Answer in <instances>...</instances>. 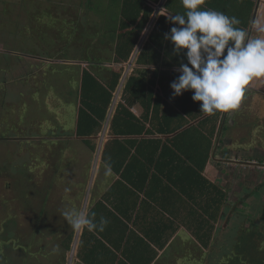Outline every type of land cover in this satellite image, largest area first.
I'll return each mask as SVG.
<instances>
[{"label":"rangeland","instance_id":"374dc122","mask_svg":"<svg viewBox=\"0 0 264 264\" xmlns=\"http://www.w3.org/2000/svg\"><path fill=\"white\" fill-rule=\"evenodd\" d=\"M90 2L94 11L86 8L88 0H0V70L10 72L7 76L0 73V264L74 263L70 262L71 249H66L65 241L70 233L76 236L77 230L66 221L62 211L82 210L86 199L89 209L94 198L88 191L87 173H92L97 151L92 152L82 141L57 140L58 122L50 118L70 106L71 114L66 119L71 122L74 118L75 126L76 108L72 101H63H75L74 85L79 86L78 70L71 81L70 61H84L83 56L87 51V55L92 53L90 49L94 45H98L94 56L101 53L104 57L108 49L111 56L112 48L106 49L105 32L119 20L118 5L113 0ZM48 5H51L48 10L55 13H44L43 8ZM51 18L53 22H49ZM27 51L37 54L36 62L29 64L24 59L23 53L28 54ZM259 80L264 85V79ZM263 92L264 86L261 94L247 92L241 104L243 120L238 122L240 117H237L235 126L227 122L229 131L225 134L241 146L235 149L236 155L261 162L257 167L234 168L229 186L234 190L236 212L241 214L238 199L247 192L253 195L257 189L260 193L245 200L251 206L245 216H234L235 236L226 235L225 240V235H220L217 242L212 241L204 248V253L190 249L192 256L185 259L186 264L196 259L194 254L198 264H218L232 251L231 245L237 241L242 227L244 236L248 227L262 229ZM59 97L63 98L62 103L58 102ZM248 107L251 113L245 112ZM32 126L41 132L30 134ZM43 127L45 136L41 135ZM35 136L48 141L33 140ZM220 225L224 226V222Z\"/></svg>","mask_w":264,"mask_h":264},{"label":"crops","instance_id":"0c3cea01","mask_svg":"<svg viewBox=\"0 0 264 264\" xmlns=\"http://www.w3.org/2000/svg\"><path fill=\"white\" fill-rule=\"evenodd\" d=\"M166 1L167 0H161L157 4H151L152 7H154V13L150 19V22L141 33L140 39L133 49L128 61L121 64L114 61L113 48L115 42L110 44V47L112 48V51L110 52L111 56H108L109 49L106 46V49H108V53H105L104 60L101 61V64L103 66L113 67L114 70L122 69L120 83L116 91L114 92V98L108 109L107 118L103 124V127L97 136H92L89 138L93 141H96V148L94 150L90 148L89 149L92 152L97 151L96 160L94 161V165L91 171L92 173L89 174V171L87 173L89 179L88 191L89 194L91 193L94 199L91 201L89 209L87 207L88 201L86 199L85 203L83 204L84 206L82 210H84L85 212H94L97 222L101 217H104L108 220V224L103 231L107 238L102 235L103 233L100 234L98 231L93 232L100 238L101 245L102 243H104V246H101V250L99 249L100 252L94 254V257H96V259L100 258L102 259V261L104 258L109 256L110 253L111 255H116L118 258L123 257L125 252L127 254L135 255L136 252L133 251L134 247L137 243H140L141 250L145 248L144 252L148 253L151 256L155 255L156 258L151 264H184L185 259L189 260V257L192 256V250L190 249L194 248V251L196 250L200 253H204V248L209 247L212 241L217 242L220 235H225L223 239L226 240V235H228V237H231L233 235L235 236L236 234V228L234 224L235 217L233 215V212L230 211L231 205L234 204L235 195L234 190L232 191V189L230 188L231 186H229V182H231L232 178L234 177L235 167L245 169L252 166L247 165L246 163H241L251 161H249L248 159H242L243 157L240 154L236 155L235 151H233L232 153L229 152L228 144L226 143L227 141H231L230 139H227L225 135L226 132L229 131V128H227V122L229 120L228 118L229 115H234L235 110L229 112H221L220 123L217 127L218 130L212 138V149L205 169L201 173L202 176L205 177L211 184L216 185L217 188L226 193L225 200L223 201V204L221 206V210L218 212L217 204H215V206H213L210 211L211 214H214L216 216V220L211 221L213 229L211 231V239L208 241L207 246L203 247V245L200 243V240L193 234L192 224L190 226V224L188 225V222L186 221L189 211L193 209L192 206L195 207L197 201V203H201L203 200V198L200 197L202 184L199 177L197 176V174L187 169L188 166L194 165V162L190 157L178 151L183 160V162L177 164L178 168L174 171H164L163 173L160 172L161 174H155L157 175V177H154L153 175L156 171H151L148 175V178L146 179L143 188H135L133 186L135 183L140 182L139 177L146 176L142 175V172H140V170H137L136 168L141 164L135 165L132 171L121 169L120 172H117L112 168V166L110 168L105 167L106 162L103 160V152L109 140L116 138L122 141L124 147L122 148V152L119 155V158H123L124 160L125 156L128 155L127 162H129L132 159L133 155L138 154L139 146L142 142L135 141V143L133 144L132 141H130L131 138H135L138 140H142L144 138L159 139L161 140V145L163 146L168 141H174V138L188 127L198 125L201 120L211 115L205 113L195 120H190V118H187L186 120L190 121L185 125V120H183L182 122H184V125L181 128L178 127H180V124L182 122H172L171 117H168V124L170 126L169 128L172 132L166 134L165 132H157L161 131L159 128L161 124H166V117L165 119L161 120L162 122H157L160 117L157 116L158 119L153 118V112L151 110L148 115V121H146L145 124L146 130L152 129L153 132L147 133L146 131H144L142 134L125 136H115L110 133L111 121L116 111L117 105L122 99L123 90L128 78L133 75L138 68H142V70L148 69L149 72H153L156 68V66L152 64H139L138 57L144 49V46L150 40V34L153 31L155 23L157 22L159 17L162 14L166 15L168 18L169 15H174L164 7ZM223 1L225 3V6L218 9V11L225 13L229 17H237L241 21L238 27L246 29L250 37L256 38L264 36V31H261V29H264V0ZM251 1H253L254 6L252 9V13L250 14ZM88 2L89 4L86 5V8L93 9L94 4H92L90 0H88ZM114 3L118 5L117 9L120 13L122 0H115ZM171 7L180 14H184L186 11L182 5V0H171ZM201 7L202 9H208L207 3H204V5H202ZM94 10L95 8L92 11ZM164 48L171 49L170 54L173 56H178V59L180 60L184 55H177L176 53H174L173 45L170 41H166L164 43ZM23 55L24 59H26L27 62H30L29 64L34 63L36 62L35 60H37V54L35 53L28 52V54L23 53ZM107 58L111 59L112 61L106 60ZM179 64L180 63L173 65L172 69L175 71H179ZM88 65L89 63L87 60L70 61L69 66L73 67V69H71L69 72L71 81H73L72 78L76 75L74 74V71L78 70L79 72V80H76L77 82H79L78 87H80L81 75L83 73V70L85 68H88ZM3 72L5 74H3L4 76H7L8 73H10L6 72L5 70H0V73ZM263 86L264 85L262 84L261 80L254 79L248 86L247 92L251 93L252 91H255V93L261 94V91H263ZM59 98L60 101L58 102L62 103L63 101H72L74 106L79 105L78 99H75L74 101L72 99L65 100L61 97ZM61 99H63V101H61ZM69 109H71L70 106L65 110V112L63 111L61 113L55 114L50 118L51 120L55 119L58 122L59 127L57 135H59L60 138H57V140L67 141V143L76 140L82 141L85 145H87L84 142V139H88V137L86 138L78 136L76 132L79 111L76 108V122L74 126V118L73 120H71V122L67 121V119H69L67 116L71 114L69 112ZM132 111L137 116L145 113L144 108L140 105H136L135 107H133ZM159 113L160 116L163 115V107L159 109ZM72 115H74V111L72 112ZM168 115L170 116V114ZM153 119L155 120V122L152 123ZM224 120L226 121V123H224L223 125ZM42 129L43 133L41 135L45 136V128L43 127ZM26 131L27 133L29 132V130ZM32 132H41V129L36 130L34 126H32L29 133L31 134ZM37 137L38 136L33 137V140L42 139L41 141H48L45 137ZM17 139L20 140V138ZM180 147L186 148L185 143L180 144ZM242 148L244 149V146ZM98 161L99 167L97 169ZM141 162L144 163V159H141ZM222 221L224 222V226L220 225ZM242 228L245 229L244 227ZM250 228L248 227L247 229L249 230ZM83 232L84 229L77 230L76 232L78 243L75 248V255L71 260L72 262L70 261L71 263L74 262L73 264H86L79 256V243L82 238ZM76 236L74 237L76 238ZM75 238L73 240L70 251H72L74 247ZM261 240V246L264 247V238H261ZM142 241L148 242L151 247L147 248V245H145ZM235 242L231 245V247H233L231 249L232 251L227 252L226 254L232 253L234 251ZM181 253L182 256H177V254L179 255ZM194 257L196 258L194 259V263L197 264L196 254H194Z\"/></svg>","mask_w":264,"mask_h":264},{"label":"trees","instance_id":"16d2710c","mask_svg":"<svg viewBox=\"0 0 264 264\" xmlns=\"http://www.w3.org/2000/svg\"><path fill=\"white\" fill-rule=\"evenodd\" d=\"M160 1L122 0L119 20L115 26L105 32L106 46L109 48L110 44L115 42L113 58L116 63L121 64L129 60L133 49L140 39L141 33L150 22L154 13V7L151 4H157ZM205 3L208 5L207 10L218 11V9L225 6L223 0H207V2L205 0ZM51 5L45 6L44 10L42 9L44 13H55L54 10H48ZM253 6L254 3L251 1L250 14L252 13ZM164 7L174 15L180 14L171 7V0H167ZM42 14L41 19L44 18ZM50 21L53 22V18L49 19ZM174 26L178 25L172 24L164 14L155 23L153 31L150 34V40L138 57V63L144 65L152 64L156 68L153 72H149L148 69L142 70V68H138L128 78L123 90L122 99L118 103L111 121L110 133L112 135L125 136L142 134L144 131L147 133L153 132L152 129L146 130L145 124L148 121V115L151 110L153 118L160 117L159 119L157 118V122L166 117V124H161L159 127L161 131H157L159 133L165 132L166 134L172 132L169 128L168 117H171V121L176 123L185 120L186 125L190 120H195L205 114L201 112L200 105L202 102L193 101V91H185L180 96H173V89H171L170 85L178 78L180 72L173 70L172 66L177 63H187L184 55L180 60L178 56L170 54L171 49L164 48V43L170 41L165 39V34L170 33V29ZM99 45L102 46L101 44ZM96 46L98 45L91 47L92 53L89 52L87 55V51L83 56L82 59L87 60L89 65L88 68L83 70L79 89L75 88L74 85L76 99L79 100V105L74 106L79 111L76 132L78 136L88 137V139H84V142L92 150L96 148V141L89 138L97 136L102 129L107 118L108 109L114 98V92L122 76V69L114 70L113 67L101 64V61L104 60L101 53L94 56L97 53ZM85 48L83 47V50ZM184 51L186 52L187 50ZM182 54L184 53L180 55ZM106 60L112 61L109 58ZM136 105L143 107L145 113L137 116L132 111V108ZM161 107H163V115L160 116L159 109ZM220 116L221 112L219 111L209 115L201 120L198 125L188 127L179 133L174 138V141H168L163 146L159 139L144 138L138 140L131 138L130 141L133 144L135 141L142 142L139 146L138 154L133 155L129 162H127L128 155L125 156L124 160L123 158H119L124 147L120 139L109 140L103 152V160L110 163L112 168L117 172H120L121 169L132 171L135 165L141 164L136 168L142 172V175L146 176L139 177L140 182L133 185L135 188H143L148 175L153 170L156 171L153 174L154 177H157L155 174H161L160 172L176 170L178 168L177 164L183 162L178 151L190 157L194 165L188 166L187 169L199 177L202 184L200 197L203 200L201 203H197V201L195 207L192 206L193 209L189 211L186 221L188 225L190 224L191 226L192 224L193 234L200 240L203 247L207 246L208 241L211 239V231L213 229L211 221L216 220V216L211 214L210 211L217 204V211L219 212L226 196V193L217 188L216 185L211 184L201 174L205 169L212 149V138L218 130ZM187 118H190V120H186ZM153 122H155L154 119L152 120ZM183 125L184 122L178 128H181ZM182 143H185L186 148L180 147ZM141 159H144V163L141 162ZM260 226L262 227L261 230H257L258 227L257 229L251 227L249 230L246 228L247 236L241 234L245 230L242 228L240 236L237 237V241L235 242L234 251L226 254L225 257L223 256L218 264H264V247L261 246V238H264V219ZM98 232L100 234L103 233V231ZM102 235L107 238L105 233ZM73 236L74 233H70L68 241H65L67 250L71 249ZM142 242L147 245V248L151 247L148 242ZM101 246H104V243L101 245L100 238L93 232L84 229L79 243L80 258L86 264H151L156 258L155 255L151 256L144 252L145 248L141 250L140 243H137L133 250L136 252L135 255L125 252L123 257L118 258L116 255H111L110 253L102 261V259L94 257V254L100 252ZM191 262L189 264L194 263V261Z\"/></svg>","mask_w":264,"mask_h":264},{"label":"clouds","instance_id":"9594fccd","mask_svg":"<svg viewBox=\"0 0 264 264\" xmlns=\"http://www.w3.org/2000/svg\"><path fill=\"white\" fill-rule=\"evenodd\" d=\"M204 3L182 0L185 13L169 15V21L178 26L165 39L172 43L174 53H184L187 60L180 64V75L170 87L173 96L193 91V101L202 102L201 112L206 114L237 110L250 83L264 79V36L250 37L238 27L237 17L202 9ZM105 167L110 168V163ZM62 215L75 230L102 232L108 224L104 217L97 222L94 212L74 208L64 209Z\"/></svg>","mask_w":264,"mask_h":264},{"label":"flooded vegetation","instance_id":"af4514ba","mask_svg":"<svg viewBox=\"0 0 264 264\" xmlns=\"http://www.w3.org/2000/svg\"><path fill=\"white\" fill-rule=\"evenodd\" d=\"M245 112H250V107H248V108H246V110H245ZM251 113V112H250ZM243 116H244V111H243V105L242 106H240L237 110H235L234 111V115L232 114V115H229V120H228V123H229V125H237V117H240L239 118V120H238V122H241L242 120H243ZM224 123H226V121L224 120L223 121V125H224ZM244 123H246V122H244ZM227 128H228V125H227ZM233 141H236V140H232V141H227L226 143L228 144V148H229V152H233V151H235V149H237V148H239V147H241V146H238L237 144H235ZM249 160V159H248ZM249 161H251L252 162V160H249ZM254 162V161H253ZM254 163H256L255 165H250V166H252V167H257V166H259V165H261V162H254ZM230 183V182H229ZM225 184V183H224ZM260 186L261 185H259V188H260ZM263 186H264V184H263ZM258 190V189H257ZM257 190H255L254 192H253V195H255L256 193H258V195H259V193H260V189L257 191ZM257 191V192H256ZM249 195V196H248ZM251 195H252V193H249V192H247L246 193V196L244 195V197L248 200V198L249 197H251ZM252 195V196H253ZM244 197H242L241 199H238V200H240V202H241V207H238V211H239V213H241V214H238L237 212H236V202L234 201V204H232L231 205V210L230 211H232L233 212V215L234 216H238V215H241V216H245L246 214H245V211L247 210V209H250V206L247 204L246 205V199L244 198ZM246 200V201H245ZM224 218V217H223ZM222 226V225H221Z\"/></svg>","mask_w":264,"mask_h":264},{"label":"water","instance_id":"95a60500","mask_svg":"<svg viewBox=\"0 0 264 264\" xmlns=\"http://www.w3.org/2000/svg\"><path fill=\"white\" fill-rule=\"evenodd\" d=\"M237 162H241V161H237ZM241 163H246L247 165H255L256 163H254V162H241ZM76 242H77V236H76V238H75V244H74V247H73V249H72V251H71V256H70V261L72 260V258H73V251H74V248H75V245H76Z\"/></svg>","mask_w":264,"mask_h":264},{"label":"bare ground","instance_id":"6f19581e","mask_svg":"<svg viewBox=\"0 0 264 264\" xmlns=\"http://www.w3.org/2000/svg\"><path fill=\"white\" fill-rule=\"evenodd\" d=\"M80 232V231H79ZM78 239V238H77ZM77 243H78V240H77V242H76V245H75V248H76V246H77ZM74 252H75V249H74ZM74 252H73V255H74Z\"/></svg>","mask_w":264,"mask_h":264}]
</instances>
